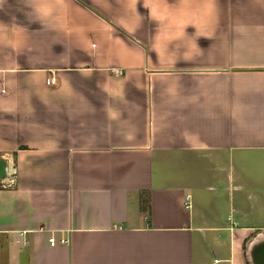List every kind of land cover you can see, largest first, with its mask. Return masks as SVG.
Segmentation results:
<instances>
[{"label":"crops","instance_id":"0c3cea01","mask_svg":"<svg viewBox=\"0 0 264 264\" xmlns=\"http://www.w3.org/2000/svg\"><path fill=\"white\" fill-rule=\"evenodd\" d=\"M4 156L0 264H252L264 0H0Z\"/></svg>","mask_w":264,"mask_h":264},{"label":"water","instance_id":"95a60500","mask_svg":"<svg viewBox=\"0 0 264 264\" xmlns=\"http://www.w3.org/2000/svg\"><path fill=\"white\" fill-rule=\"evenodd\" d=\"M15 173L14 168L10 165L7 156L0 158V180L13 176ZM249 258L252 264H264V235L256 239L248 250Z\"/></svg>","mask_w":264,"mask_h":264},{"label":"built area","instance_id":"2783aa9c","mask_svg":"<svg viewBox=\"0 0 264 264\" xmlns=\"http://www.w3.org/2000/svg\"><path fill=\"white\" fill-rule=\"evenodd\" d=\"M114 73H115V74H116V73L118 74L119 72H118L117 70H115ZM185 205H186V207H190V206H191L190 195H187V196H186ZM61 241L65 242L66 239H63V240H61ZM55 242H56V240H55L54 237L50 238V244H51V245H54Z\"/></svg>","mask_w":264,"mask_h":264}]
</instances>
